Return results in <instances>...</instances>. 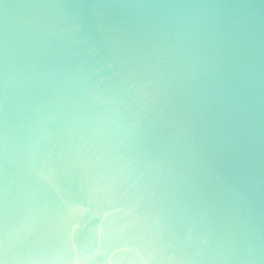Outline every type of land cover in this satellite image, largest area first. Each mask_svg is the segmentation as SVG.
I'll list each match as a JSON object with an SVG mask.
<instances>
[{"label": "water", "instance_id": "95a60500", "mask_svg": "<svg viewBox=\"0 0 264 264\" xmlns=\"http://www.w3.org/2000/svg\"><path fill=\"white\" fill-rule=\"evenodd\" d=\"M0 264H264V0H0Z\"/></svg>", "mask_w": 264, "mask_h": 264}, {"label": "clouds", "instance_id": "9594fccd", "mask_svg": "<svg viewBox=\"0 0 264 264\" xmlns=\"http://www.w3.org/2000/svg\"><path fill=\"white\" fill-rule=\"evenodd\" d=\"M162 27L168 35L172 46L176 50V71L171 75L188 85L189 95L195 91V81L205 76V66L197 55V42L203 32V24L194 17H178L163 22ZM244 34L242 27L237 25L231 36V51L227 63V87L230 99V111L236 120L238 130L239 121L244 115L245 91L250 69L244 62L242 47ZM242 244V239H237Z\"/></svg>", "mask_w": 264, "mask_h": 264}]
</instances>
